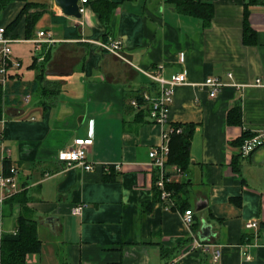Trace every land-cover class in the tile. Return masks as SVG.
Returning a JSON list of instances; mask_svg holds the SVG:
<instances>
[{
    "label": "crops",
    "instance_id": "crops-1",
    "mask_svg": "<svg viewBox=\"0 0 264 264\" xmlns=\"http://www.w3.org/2000/svg\"><path fill=\"white\" fill-rule=\"evenodd\" d=\"M92 1L81 19L54 0L0 3V27L27 2L48 7L30 38L25 15L11 32L22 40L13 46L22 68L6 86L0 119V173L19 168L20 191L40 221L43 249L28 264H264V145L249 156L238 145L244 132L264 129V0H196L212 3L209 24L173 0H119L104 21ZM40 31L56 42L36 50ZM110 41L121 43L119 53L102 50ZM184 70L188 84L176 88L169 125L195 126L192 161L183 174L166 165L188 190L168 208L156 188L163 171L149 158L166 127L153 123L143 95L157 96L155 77ZM208 78L227 83L217 97L203 85ZM237 108L240 124L230 122ZM90 135L93 171L59 161ZM105 166L115 167L114 181L104 179ZM5 194L0 189V240L16 231L20 212ZM188 209L195 228L184 221ZM252 221L258 229L247 228ZM204 224L212 235L198 249Z\"/></svg>",
    "mask_w": 264,
    "mask_h": 264
},
{
    "label": "built area",
    "instance_id": "built-area-1",
    "mask_svg": "<svg viewBox=\"0 0 264 264\" xmlns=\"http://www.w3.org/2000/svg\"><path fill=\"white\" fill-rule=\"evenodd\" d=\"M80 12L82 15L86 11L85 5L88 3V0H80ZM22 40L15 39L12 35L7 33V27H0V85L3 90L6 91V86L11 79L13 71L16 69L22 68V62L15 58L13 46L15 43H18ZM35 44V49L40 50L43 43L53 44L56 41L51 38L47 32L40 31L38 33V38L32 40ZM102 50L117 54L122 49V45L119 41H110L103 42L100 44ZM229 77L232 78V75L229 74ZM154 78V77H153ZM154 82L158 85L157 96H152L149 93L143 95V102L149 106L150 117L153 123H156L162 127H166L164 130V143L152 147L149 152V158L152 160V163L156 167H160L163 171V174L156 182V188L160 193L162 201L165 202L168 208L176 206L175 196L172 190L168 188L169 185L174 183L171 176H166L167 171L166 165L168 156L170 153L169 142L171 135L173 133H181L182 128L180 126L169 125V112L170 108L174 102V96L176 88L180 85L188 84V74L184 70L176 75H173L171 79L164 78H154ZM227 83L224 80L218 78H208L203 85L210 89V96L217 97L219 92ZM260 80H257V85H260ZM30 96L26 98L28 99ZM132 105L135 107H140V103L137 100L132 102ZM254 135L245 139L242 145L240 146V152L242 156H249L259 147L264 145V129L257 130L253 133ZM2 141V136L0 134V143ZM94 143L93 135L83 138H76L73 145L61 151L58 156L60 162L65 163L67 167L72 166H81L87 172H91L95 169V165L88 160V148ZM115 168L114 166H112ZM117 169L119 166L116 167ZM174 171L177 174H183V172L177 167H174ZM105 173L111 172V166L104 167ZM19 176L20 171L17 166L10 165L8 170H4L0 173V189L5 191V197H10L11 195L20 191L19 186ZM82 207H77L75 213H80ZM184 221L186 225L190 228L194 225V211L188 209L184 212ZM249 229H258L259 225L256 221L249 222L247 224ZM198 249H204L208 246V243L202 242L198 236L195 237V244L193 247ZM221 256V252L217 251L215 253V260H218Z\"/></svg>",
    "mask_w": 264,
    "mask_h": 264
},
{
    "label": "trees",
    "instance_id": "trees-1",
    "mask_svg": "<svg viewBox=\"0 0 264 264\" xmlns=\"http://www.w3.org/2000/svg\"><path fill=\"white\" fill-rule=\"evenodd\" d=\"M13 1H27V0H0L1 5L9 4ZM92 1V0H91ZM178 8L183 13L192 14L198 16L204 20L206 24H209L214 16V10L212 3H200L196 0H173ZM96 8L103 7L104 10H100L101 17L104 21L109 19V16L104 11H110V5H115L119 0H93ZM39 8L40 10L30 12L31 8ZM46 4H34L27 2L22 9L18 18L7 26V33L11 35L18 25L20 18L26 16V31L27 38L31 37V31L37 21V19L47 11ZM5 105V91L0 85V119L3 116V107ZM236 115L232 118L230 116V122L240 124L239 108L233 111ZM234 118V119H233ZM182 128L181 133H173L169 142L170 153L167 160V165L177 166L183 173L187 172L191 165L190 146L191 140L195 131L194 125H176ZM253 133L244 132L242 137L238 141V145L241 146L245 139L253 136ZM10 166L6 165L5 169L8 170ZM114 168L111 166V172L105 173L104 179L106 181H114L115 178ZM166 176H171V173H166ZM186 182L177 183L174 182L168 186L173 191L174 196L178 197L182 193L186 194ZM6 202L10 206L19 205L20 212L17 218L16 231L14 233L5 234L0 240V264H28L29 259L34 254H39L43 249V241L39 236L40 221L34 217V208L30 207L31 199L28 197V191L26 189L21 190L10 197L6 198ZM176 206H172L175 208ZM195 228V225L192 226ZM264 228V225H262Z\"/></svg>",
    "mask_w": 264,
    "mask_h": 264
},
{
    "label": "water",
    "instance_id": "water-1",
    "mask_svg": "<svg viewBox=\"0 0 264 264\" xmlns=\"http://www.w3.org/2000/svg\"><path fill=\"white\" fill-rule=\"evenodd\" d=\"M56 6H58L62 13L69 17H74L81 19L82 13L80 12V0H54ZM204 206L198 207V211L204 209ZM212 235V226L209 224H204L202 227L201 233H199V239L202 242L209 241V238Z\"/></svg>",
    "mask_w": 264,
    "mask_h": 264
},
{
    "label": "rangeland",
    "instance_id": "rangeland-1",
    "mask_svg": "<svg viewBox=\"0 0 264 264\" xmlns=\"http://www.w3.org/2000/svg\"><path fill=\"white\" fill-rule=\"evenodd\" d=\"M32 9H34V7H33V8H31V10H32ZM35 9H38V10H40V7H39V8H35ZM45 238L47 239V238H48V236H47V237H44V239H45Z\"/></svg>",
    "mask_w": 264,
    "mask_h": 264
}]
</instances>
